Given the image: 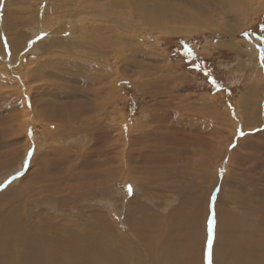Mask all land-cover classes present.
Wrapping results in <instances>:
<instances>
[{
	"label": "rangeland",
	"instance_id": "1",
	"mask_svg": "<svg viewBox=\"0 0 264 264\" xmlns=\"http://www.w3.org/2000/svg\"><path fill=\"white\" fill-rule=\"evenodd\" d=\"M118 1L0 0V223H42L51 238L56 224L94 221L141 250L139 216L157 227L192 185L187 254L209 264L213 213L241 240L264 228V0L168 1L178 23ZM96 26L111 50L95 47ZM58 237L60 253L72 240Z\"/></svg>",
	"mask_w": 264,
	"mask_h": 264
},
{
	"label": "bare ground",
	"instance_id": "2",
	"mask_svg": "<svg viewBox=\"0 0 264 264\" xmlns=\"http://www.w3.org/2000/svg\"><path fill=\"white\" fill-rule=\"evenodd\" d=\"M130 1L129 0H119L118 1V9H120V11L122 12L124 10V8L128 6V2H130ZM168 1H171V0H138V3L141 6L140 8H141L142 12H145V14L146 13L157 14L158 15L157 18H160L159 19L160 22H162V19H164V22H176L178 19L175 15H173L175 13H173L172 11L170 14L168 13V12H170V11H168V9L171 8V7H169V5L167 6ZM161 2L163 4V6L159 7L161 5ZM173 2L176 3L177 0L173 1ZM236 2H237V0H236ZM134 3L137 4V2H134ZM241 4H242V2H241ZM151 5H158V6H151ZM174 5L176 8L177 7L176 4H174ZM129 7H130V5H129ZM158 7L160 9L159 11L157 10ZM134 8H138V7L135 6ZM172 8H173V6H172ZM118 9H116V10H118ZM235 9H237V8H235ZM238 9H239V7H238ZM244 9H245V11H247L245 6H244ZM244 9H241L240 13H245V12H243ZM231 10H234V9H231ZM137 15H138V13H137ZM176 15L178 16V13ZM186 16H187V14H186ZM148 17H146V19ZM180 17H181V15H180ZM110 18H111V16H110ZM152 18H150V19H152ZM154 19H156V18H154ZM187 19L189 21L188 24L191 23L190 21L195 20L193 17H189V18L187 17ZM245 19H246V17H244V18L241 17L240 19H238L239 24L241 25L242 20H245ZM151 21H153V20H151ZM125 23H126V21H125ZM177 23H178V21H177ZM184 23L186 24V22H184ZM157 24H159V23L156 22V25ZM160 24H162V23H160ZM107 27H109L111 29H107L105 27H104V29H106L108 31L113 29L111 25H108ZM104 29H102V27L98 26L93 31V28H91V30L93 32H97L96 34L98 36L95 40V45H96L95 47H97L99 49L100 48L104 49V52H105V49L111 50L110 46H112V45L109 46V44L113 43V42L111 39H108V37L106 38V40H104V38L103 39L100 38L101 37L100 35L102 33L100 31H104ZM197 29H198V27L191 29V28H187L186 26L185 27L170 26V27L166 28V31H168L170 33L174 32V33L191 34L192 32H194ZM233 30L234 29H230L228 31H233ZM89 36H91V35H89ZM94 36H95V34L91 37H94ZM88 39H89V37H88ZM88 39H86V40H88ZM96 53H97V51H96ZM108 53H110V52L108 51L107 54ZM94 82H95V80H94ZM73 85H74V83H73ZM67 109H68V107H67ZM69 112H71V111H69ZM161 113H163V112H161ZM71 114L66 115V117L74 118V116H76V114L75 115H71ZM88 114H89V112H88ZM158 117H159V115H158ZM59 120H61V119H59ZM67 121L70 122V119H67ZM62 125H63V123H62ZM69 125H72V124L69 123ZM167 127H168V125H167ZM195 130L197 131V129H195ZM150 138H151V136H150ZM203 139H204V137H203ZM153 143H155V142H153ZM244 143L245 142H241L242 145H244ZM182 151H183L182 149H179V152H182ZM155 159H156V157H155ZM157 159L161 160L160 161L161 164L157 165V166H159L160 169L162 167L161 165L163 164V162L167 163L169 161V159L164 157V156H159ZM174 159H175V157H174ZM142 161H145V162L146 161H153V159L142 160ZM149 169H151V168H149ZM145 170H147V168H145ZM83 174H85V173H83ZM90 176H92V175H90ZM191 183H192V181H191ZM192 187H193L192 185L189 186L190 191L191 190L194 191ZM242 189H244V188H242ZM190 191L187 192L186 197L184 199H182V201H181L182 205H180V209L175 210L172 214H170L168 216H164V217L161 216V218H156L157 223L156 222H154V223H156L157 227H152V225H151V222L153 223V221L155 220V217L154 218H151L150 216L146 217V214L145 215L141 214L139 216L140 220L138 221L137 224L140 225V227H143V229L146 228L147 230H149L151 232V233L148 232L146 234L145 233L143 234V236L145 235L146 237L141 238V239L145 238L142 240V241H144V243H141V245H143V244L144 245H143L141 250L138 249L136 246L130 244L124 238H121L123 236H120L118 234H117L118 236L115 237V240H111V241L106 240L104 238L105 236L103 237L102 235H100L102 232L100 230H98V226H95L93 224L94 221L92 223L91 221H88V220L78 221V219H77V220H73L72 222L70 221L69 227L67 225L60 224V223H59L60 225L59 224L54 225V227L56 228L54 231L55 232L54 236H61V237L70 236L71 240H72L70 245H68L69 241H68V243H67V241L64 242V243H67L66 248H64L62 251H60V253L58 251V248L61 244H63V241L59 237L54 238V236H52L53 238L52 237L49 238L48 236H45V234L42 233L43 232V228H41V226L43 225L42 223L41 224L38 223L39 225L37 226V224L34 223L33 221L26 222L25 220H22L21 218L20 219L17 218V220H16L17 225L14 227H10L8 224H4L1 222L0 223V264H86L85 263V261H86L85 256L86 255L91 258V260L90 259H87V260L92 261L91 263H93V264H143L144 261H145V264H193V262H191L190 256L187 254V249H189L191 246H193V242L196 243V240L193 239V234H194L193 220H194V217L191 214H187V213L190 211V209H192L191 207L193 205H196L195 203L197 200H195L194 192H190ZM247 192H249V191H247ZM262 192H264V191H262ZM263 195H264V193H263ZM244 196L247 197V194ZM248 197H251L252 202L249 204H246V200H245V203H243V205L246 207V209H250V207H252V205H253V202L255 201L254 196L252 197L251 195H248ZM197 205H198V203H197ZM143 210L144 209L141 208V213L143 212ZM227 211H228V208H227ZM251 211L254 212L255 210L251 209ZM137 212H139V211H137ZM215 216H217V223L216 224H218V225H217V229H216L215 241H214V243H211V252H212L211 253L212 254L211 255V262L212 263L214 262V264H216V262H217V264H264V228L261 227L259 229L257 227L255 229V226L252 227L253 229L248 228V230H250V231L248 232V234L246 232H244V234H246L245 239L241 240L240 237L236 238L237 235H234V233L236 231L235 227L238 224L230 226V220L227 221L226 220L227 218L225 217L226 218L225 219L224 215L219 217V214H217ZM182 218H184V219H182ZM167 219H169V220H167ZM224 221H227L229 223H227V222L225 223ZM35 224L37 227H35ZM52 224H51V226L53 227ZM227 224H229V225L227 226ZM51 226H49V227H51ZM243 227H244V225H243ZM232 228H233V230H231ZM100 229H102V228H100ZM51 231L52 230H50V233H51ZM68 233H69V235H68ZM46 237H47V239H46ZM241 237H242V235H241ZM67 238L68 237H66L65 239L67 240ZM188 239H190V241ZM73 249L78 250L77 251L78 253L76 252L75 255H70V253L73 252ZM106 249H109V252H111L113 250V254L106 252ZM202 252H204V251H202ZM202 257H204V256H202ZM198 260H199V257H197V261ZM137 261H138V263H137ZM198 264H200V262H198Z\"/></svg>",
	"mask_w": 264,
	"mask_h": 264
},
{
	"label": "snow or ice",
	"instance_id": "3",
	"mask_svg": "<svg viewBox=\"0 0 264 264\" xmlns=\"http://www.w3.org/2000/svg\"><path fill=\"white\" fill-rule=\"evenodd\" d=\"M213 83L215 84V81H213ZM239 134L241 136L244 135V133L242 131ZM0 187H3V186L0 185ZM129 191H131V186H129ZM214 224H215V217H214V213H213L212 218H210L209 222H208V231H209V253H208V255H209V264H211V237H212Z\"/></svg>",
	"mask_w": 264,
	"mask_h": 264
}]
</instances>
